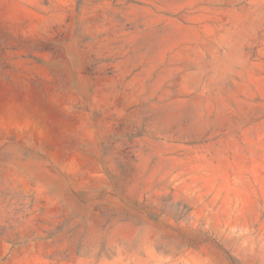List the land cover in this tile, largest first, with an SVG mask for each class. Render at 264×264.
<instances>
[{"label": "rangeland", "instance_id": "374dc122", "mask_svg": "<svg viewBox=\"0 0 264 264\" xmlns=\"http://www.w3.org/2000/svg\"><path fill=\"white\" fill-rule=\"evenodd\" d=\"M0 264H264V0H0Z\"/></svg>", "mask_w": 264, "mask_h": 264}]
</instances>
